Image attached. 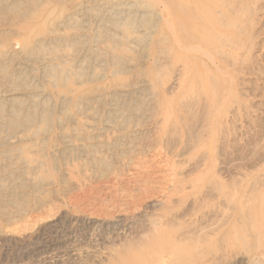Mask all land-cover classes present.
<instances>
[{
	"label": "rangeland",
	"instance_id": "1",
	"mask_svg": "<svg viewBox=\"0 0 264 264\" xmlns=\"http://www.w3.org/2000/svg\"><path fill=\"white\" fill-rule=\"evenodd\" d=\"M81 1L29 0L28 5L24 4L25 15L19 17L12 9L23 7L21 5L24 3L23 0H0V50L5 47H11L16 52L20 50L19 31L21 33L23 25L32 21L33 15H43L46 18L50 15L51 19H58L62 13L75 14V5ZM236 4L235 10L238 13L235 16V27L231 28L228 22L226 25L222 23L220 27L224 26V34L217 41L215 48L198 53L196 58L202 73L208 70L207 73H213V76L222 79L221 83L224 85L221 84L220 95L223 98V105L219 108L218 117L216 116V126L219 127L220 132L228 128L227 133L221 135L217 131L216 136L212 137L205 132L207 129L204 118L207 103L205 99L212 91L203 94L198 87L194 89L186 87L189 91L187 92L185 88L184 91L180 83L185 78L186 83L189 84L188 80L193 74L190 72L187 76H183L180 64L177 65L178 67L172 63L161 64L165 67L161 68L163 83L156 88L162 97H167V105L174 107L192 94L201 99V104H191L192 107L183 109L186 121L179 118L177 110V118L184 122H181L182 127L177 130L178 133L176 128L171 129L167 138L161 139L162 142L158 140V134L154 136L160 125V121L155 120L161 99L159 95L156 107L147 103V100L145 106L140 104V107L147 109L148 114L153 118L151 121L145 119L144 122L142 121V128L149 132L143 144L138 142L134 154L128 151V146H124L122 150L114 147L105 149L91 147V145L99 146L100 144L95 143L100 141L105 143L113 136L109 130L101 129L99 124L94 123L89 129L82 124L79 127L98 135L99 138L87 141L89 144L92 143L88 145L90 148L87 151L73 153V156L66 155L61 149L63 143L61 130L54 126L50 140L46 142V149L41 153L47 165L38 173L41 184L33 185L34 182L29 180L27 175L24 178L23 171L12 165L7 163L0 165V185L4 186L3 192H0V201H3L0 202V264H160L159 259L167 256H170L168 263L171 264H264V233H258L251 225L245 224L238 210L243 209L240 206L245 204L247 198L245 193H252L253 191L249 190L260 184L261 190L259 186L256 187L258 188L256 197L261 194L262 196L256 201L264 210V183L260 182V180L264 182V0H236ZM74 16L79 21L78 27L76 26L75 30L69 27L67 32L87 35L85 41H88L86 45L90 47L91 52L113 46L110 41H96L105 20L96 18L90 13ZM119 20L121 21L120 18ZM238 25L245 26L240 29H249H246L247 32L249 31L246 34L248 37L241 34ZM79 51L78 49L74 54V61L84 57L85 61L89 60L86 64L87 68L89 66L90 70L96 69L107 76L102 81L87 83L84 88L87 95L93 91L113 92L121 88V83L138 82L141 80L140 75L146 69L149 70L147 66L153 63L138 52L134 55L136 64L133 68L125 67L118 77H112L110 71L116 67L112 62L96 63L92 58L89 59L90 54ZM15 59L17 60V58L13 61L8 59L6 64L2 65L3 69L8 71L3 73L4 76L0 73V105L14 89L13 79L19 73L16 71L18 60ZM189 61L191 64L194 62L191 59ZM42 77L41 71L37 72V77L33 78L34 86L50 89L51 87ZM141 96L140 92L134 93L126 95L124 100H130L131 97L142 98ZM173 114L176 117L174 111ZM77 127L76 123L68 122L64 130L71 131ZM201 140L212 144L202 142L201 147H198ZM125 149L128 153H125ZM98 158H102L105 164H99ZM196 158L200 160L198 162L196 160L195 163ZM10 173L13 175L12 180H9ZM258 175H262V179ZM199 176L202 179L199 180L203 181V183L200 181L202 187L201 184L196 183L198 181L196 178ZM190 178L197 180L195 183L198 184L199 191L190 186L192 185ZM13 179L16 180V184L13 183ZM177 182L182 183L183 193L184 188L185 191L187 189L184 195L188 196L183 195L187 198L184 199L186 202H182L183 198H181L182 200L177 201L181 203L180 206L177 204L175 207L174 204V207L170 208L174 213L176 211L178 216L175 213L174 225L170 223L171 225H166L164 230L169 227L168 231H170L171 226H173L172 230H177L174 228L177 227V223L185 222L187 225L188 218H181V223L178 222L184 210H181L182 203V208L192 207V201L194 203L206 195L204 210L209 218L203 221L200 227L211 232L208 233L209 235L206 232L205 240L210 244L204 246V251L192 240H187L190 243L185 241L174 246L175 238L170 237L167 231L164 233L165 238L169 237V244L172 245L146 244L150 243L155 235L158 219H161L160 216L164 212L162 210L169 208L164 201L170 196ZM252 182H255L256 186H253ZM207 183L209 187L211 186L207 188L208 190ZM225 191L235 193L234 214L229 211L231 208L225 205L227 202L224 197L218 196ZM200 193L201 196L198 197ZM13 194L17 195L15 199L7 198ZM179 197L175 199H180ZM188 198L191 203L188 202L190 201ZM215 205L217 211L215 212V209L213 213L210 209ZM175 217H178V220ZM210 222L218 226L215 233L213 226L209 225ZM190 224L189 222L188 225ZM232 225L237 226L232 235L235 240L234 243L226 245L225 236L230 232ZM213 242L215 245L218 244L219 253L212 251ZM170 246L174 247L170 248ZM161 247L166 249L162 251ZM172 250L182 252L183 259L179 261ZM133 254H137V257L135 258Z\"/></svg>",
	"mask_w": 264,
	"mask_h": 264
},
{
	"label": "bare ground",
	"instance_id": "2",
	"mask_svg": "<svg viewBox=\"0 0 264 264\" xmlns=\"http://www.w3.org/2000/svg\"><path fill=\"white\" fill-rule=\"evenodd\" d=\"M23 1L24 3L21 4L23 7H15L12 9L16 15H19V17L25 15L26 11H24V6L28 5L29 0ZM74 9L75 14L90 13L96 18L108 22L106 24L104 22L103 25H101L100 21L101 31L98 33L99 37H97L96 41H110L113 43V46L105 47L98 52H91L89 50L90 47L88 48V45H86L88 41H85L87 40V35L79 34V32H67V28L69 27L74 28V30L76 26L78 27L79 21L75 18V14L62 13L58 19H51L50 15L48 18L43 15H33L32 21L23 25L21 33L18 29V43L20 44V50L16 52L11 47H5L0 50V73L3 75L5 71H8L4 70L2 65H5L8 59H12L13 61L14 58H17L18 60L16 71L17 73L19 72L18 76H15L16 78L13 79L15 80L13 92H11V94L5 98L3 104L1 103L0 105L1 166L6 163L12 165L16 169L23 171L22 174L24 178L27 175L29 180L34 182L33 185L41 184L38 173L47 166L45 158L41 153L46 149V142L50 140L49 138L52 133V127L54 126H57L59 131L61 130L60 135L63 140L61 149L64 150L66 155L73 156V153L76 154L82 151H87L90 148L88 145L92 144H89L87 141L99 138L98 135L79 127V125L82 124L89 129L92 128L94 123L99 124L98 126H100L101 129L109 130L113 133V136L105 143L100 141L95 143L100 144L99 146L91 145V147L101 149L114 147L122 150L124 146H128V151L134 154L137 150L138 142L140 141V144L141 142L143 144L146 140L147 132H149L142 128V121L144 122V119L151 121L153 118L150 117L147 109L144 110L143 107H140V104L145 106L147 100V103L156 107L160 97L159 107H157L159 111L156 114L157 116H155V120H159L160 125L157 127L158 132L155 133L154 136L156 137L158 134V140L160 141L168 136L170 130L173 128H176V132L178 133L177 130L182 127V121L177 118V110L179 111V118L186 121V117L183 114L185 111L183 109L190 108L192 105L201 104V99L192 94L191 97L184 100V102L177 103L174 107H172V105H167V97H162L157 91L156 86L163 83L161 68L165 67L161 66V64L167 65L168 63L174 64L175 67L178 64L182 65L181 72L183 76H187L190 72L193 74L188 80L190 85L186 83L185 78L180 83V85L183 86V90L184 88L186 89V87H191L193 89L194 87H198L203 94L212 91L210 96L208 94V97H206L207 99H205V102H207L204 109V112L206 110V117L204 118L207 126L205 132L209 136H216V133H218L217 131H219V127L216 126V116L218 117L219 108L223 105V98L220 95V90L224 84L221 83L222 79L217 78L216 75L213 76V73H207L208 70L206 73H202L199 70L196 58L198 53L215 48L217 41L224 34V26L220 27L222 26V23H225L226 25L228 22V25L231 28L235 27V16L236 13H238L235 10L237 9L236 0H82L75 5ZM109 22H113L111 24L112 26H109ZM97 23L99 24V22ZM243 26L244 25L241 27ZM241 27L238 25L237 28L240 29ZM246 29H240L242 35L249 33ZM78 49L80 50V53L90 54L91 57H89V59L92 58L96 63L105 64L112 62L116 66L113 71H110L112 77H118L125 67L130 69L133 68L136 64V58L134 55L138 54V52L148 60H152L153 63L152 65L147 66L149 70L146 69V71L140 75L141 80L138 82L133 84L121 83V88L113 92H108V90L107 92L105 90L99 92L93 91L87 95L84 91L87 83L102 81L106 79L107 76L105 73L96 69L90 70L89 66L88 69L86 64L89 60H87V58V61H85L84 57L82 59L78 58L77 61H74V54L77 53ZM72 50H74V52ZM193 58L195 59L193 60ZM190 59L194 61L192 64L189 61ZM40 71L43 75L42 78L47 81L48 85L51 87L48 90L40 88L39 86H34L35 80H33V78L37 77V72ZM132 91L137 94L139 92L142 93V98L138 97L136 99V97H131L130 100H124L126 95L134 94ZM122 107L126 108V110H123ZM173 111L176 117L174 116ZM68 122L76 123L78 125L77 129L71 131L64 130V127ZM154 124L158 125V123L155 122ZM220 124L222 125L223 123ZM227 130L228 128L224 129V131L221 130L223 132H219L222 135L227 133ZM209 136L207 137L209 138ZM224 140H226V138ZM202 142L205 143L206 141L201 140L198 147H201L200 144H202ZM206 143L212 144L211 142ZM197 150L199 151L200 148ZM128 151L126 150L125 153H128ZM200 158L198 159L200 160ZM196 160L197 158L195 159V163ZM199 160H197V162ZM98 161L99 164H105V161L102 158H98L97 162ZM193 167H195V165ZM178 174L180 175V173ZM10 175L9 180H12L13 175L11 173ZM259 176L260 175H258V177ZM261 176L260 179H262ZM200 177L201 176L196 178L198 181L196 179L191 180L190 178L189 181L192 185H189L197 188L198 184H201V182L203 183ZM254 179L256 180V178ZM195 180L198 184L195 183ZM207 180L205 181L208 182ZM192 181H194V183ZM212 181H214V179ZM184 182L182 181V183ZM260 182L264 183L261 180ZM13 183L16 184L15 179H13ZM182 183L177 182L178 185L175 184V189H172L174 193L171 190L170 196L167 195V202L164 201V204H166L167 207L169 206L168 209L170 212L167 208V210L165 209L166 211L162 210L164 212L160 216L161 219H158V223L161 222L160 224L157 223L158 227L156 225V230L154 227L155 235L152 237L150 243H146L147 245H168L170 243V238H165L164 233L166 231L170 237L175 238L174 246L177 245V243L192 240V242L194 241L198 244L197 247L203 250L205 245L210 244L209 241L207 243L205 240L207 232L206 228H202V226L200 227V225H203L202 222L209 218H207L204 210L206 205V201H204L206 198L205 194H202L205 196H202L200 200H197L194 203L192 201V205L190 204L191 200L188 198L190 201H187L190 202L189 204L192 207L187 206L182 208L183 203L181 205V210H184H182L178 222L181 223V218H188L191 223L190 225H188L189 222L186 223L187 225H185V222L184 224H178L176 222L177 227L174 226V228H177V230H172L173 226H171L170 231H168L169 227H167L166 231L164 230L166 225L173 224V221L175 223L173 216H176L177 213L175 211V215L174 210H170V208L174 206L176 207V205L179 204L177 201L182 200L181 198H183L182 202H184V199L188 196L184 195L186 194L185 192L187 189L185 191L184 188L183 193ZM208 183H210V181ZM254 183L252 182V185L256 186ZM260 185L258 186L260 187ZM210 187L208 184L206 189ZM256 187H254L253 190H249L253 191L252 193L250 192L251 194L245 193L247 194L245 204L244 206H240V208L243 209L238 210H240L245 224L248 223L251 225L253 230L258 233H264V210L257 205L256 201L257 198L262 196V194L261 196L259 195L256 197L258 190ZM3 188L4 186L1 184L0 192H3ZM181 189L182 191H179ZM196 190H198V188ZM219 190H221V188ZM196 195L198 194L196 193ZM196 195L194 196L196 197ZM200 196L201 193L198 197ZM218 196L224 197L227 203H223L231 208H227L229 211L233 212L236 209L233 207L236 203L235 193L233 194L232 191H225V193H220ZM8 197L9 199H15L17 195L13 194L7 196V198ZM178 197L180 199L176 200L175 198ZM189 197L191 196L189 195ZM191 198L194 199L193 197ZM243 198H245V196ZM259 202H261V199H259ZM180 204L178 206H180ZM216 208L215 205L213 209L210 210L214 213ZM216 211L217 209L215 212ZM212 212L211 215H213ZM230 217L232 216L230 215ZM175 219L178 220V217H175ZM210 219L212 220V218ZM212 222H210L209 225L210 227L213 226V232L215 233L218 226L216 227V224ZM218 224L219 223H217V225ZM235 227L237 226L232 225L230 232L228 231L229 233L226 234V245H230L232 242L234 243L235 238H233L232 235L234 230H236ZM209 232H207V234ZM150 235H152V233ZM174 246H170V248H173ZM211 247H213L212 251L215 250V252L219 249L218 244L215 245L214 242ZM165 249V247H161L162 251ZM172 253L178 256L179 261L183 259L184 255L179 250H172ZM133 255H135V258L137 257V254ZM159 260L161 262L160 264H171V262L168 263L170 256L162 257ZM147 261L148 260H146V263H148Z\"/></svg>",
	"mask_w": 264,
	"mask_h": 264
}]
</instances>
